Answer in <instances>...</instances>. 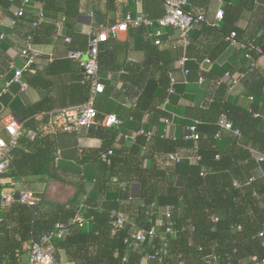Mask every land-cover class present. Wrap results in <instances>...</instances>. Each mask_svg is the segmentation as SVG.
Returning a JSON list of instances; mask_svg holds the SVG:
<instances>
[{
    "label": "trees",
    "instance_id": "16d2710c",
    "mask_svg": "<svg viewBox=\"0 0 264 264\" xmlns=\"http://www.w3.org/2000/svg\"><path fill=\"white\" fill-rule=\"evenodd\" d=\"M14 1L16 0L11 3ZM153 1L158 7L162 5L158 0ZM250 1L251 8L264 5V0ZM241 8L237 3L236 6L223 11L224 17L219 28L197 25L189 33V45L185 51L188 58L185 68L189 72L186 77L187 83L199 78L203 81L202 73L198 68L200 62L197 61L192 66L188 55V50L192 47L190 35L197 28L218 32L224 39L235 32L239 43L251 44L264 51V21L251 23V32L255 33L251 35V41L239 39L235 24L239 20ZM43 12L46 15L48 10L44 8ZM60 14L64 17L63 28L67 27V31H71L70 14L68 11H61ZM163 15L164 12L160 18ZM92 17L96 28H92L94 33L105 28L99 14L92 12ZM149 17L159 18L150 15ZM139 29L144 30L147 35L144 28ZM54 33L56 34L55 24ZM85 37L83 50L88 43V37L86 35ZM72 41L73 37L71 43ZM225 43L230 46L227 40ZM232 48L241 53L242 59L247 64L246 73L251 74V98L254 100L251 114L245 116L237 114L235 120L232 119L231 116L235 113L230 102L225 98L226 89H224L220 91L219 96L213 98L211 103L206 104L192 121L180 123L181 130L177 135L172 136L174 140L165 138V120H170V117L161 106L165 101L171 105H176L178 102L176 91L173 95L168 94L170 87L168 74L174 75L179 68L173 70L170 67L171 63L163 62V52L158 51L154 44L155 53L151 64L158 69L159 78H150L144 88L137 93H130L123 88L122 112L117 116L125 121L124 126L105 128L100 124L103 116L113 114L110 109L102 105L107 101L108 96H112V92H107V87L104 86V92L98 95L94 102L98 113L96 123L89 128L80 129L87 130L89 136L97 137L102 141L100 149H89V165L95 166L92 192L85 201L79 202L80 195L84 193L81 182L80 186L76 187V194L68 201V206L47 203L39 197L40 201L34 207L15 203L9 210L3 211L0 215V264H19L18 258L23 252V244L38 240L52 231L58 223L68 224L70 227V233L64 240L54 242L57 261L63 262L62 257H64V262L67 264H142L144 261L147 264H262L264 261V162H259L257 157L264 154V116L260 114L254 116V114L258 99L264 98V76L260 74L256 65L249 67L243 51L236 47ZM172 50L178 53L176 63L182 50L180 48H172ZM258 58L251 53V63ZM206 59L212 62L210 58L206 57ZM98 62L102 71L104 60L101 49ZM224 76L228 80L234 77L230 72H226ZM80 82L86 93L85 103L88 99L89 87L83 81L82 70ZM98 97L102 103L97 102ZM126 98H136V102L133 105L126 104ZM36 109L37 107L22 105L11 108V113L23 127L35 133L32 140L23 134L17 146L11 151L12 164L7 176L15 179L32 176L34 165L49 164L56 158L53 137L35 129L33 117L37 113ZM222 115L226 116L234 129L240 131L239 136L220 129L218 120ZM49 118L50 116L46 118L45 123ZM195 122H197L195 126L199 140L195 143L187 142L184 140L188 134L187 128ZM152 125H157L162 133H153L149 140L145 137L124 138L139 129L152 132L150 131ZM248 136L251 137V143L246 141ZM116 144L120 146L117 147ZM248 145L251 153L248 148H244ZM109 151L111 155L107 156L108 162H104L102 156ZM180 151L190 152L200 159L196 163L185 160L172 166L166 165V155ZM86 152L88 151L83 150L82 154H88ZM252 152L257 153V156ZM161 156L163 159L160 164L158 158ZM66 159L76 161L79 165L86 161L84 156L81 160H77L61 154V160ZM60 166L57 165L53 174H41L42 177L39 179L70 185L72 182L66 174L85 177V173L79 174L77 169L67 171L61 168L60 173ZM133 182L140 186L137 199L131 198L129 190ZM235 182L238 187H234ZM166 207L170 208V216L167 219L163 217L164 226L156 229L158 237L153 241V250H149L145 245L139 247L126 242L139 230L149 231L155 228L156 221L160 217L159 209ZM113 211L127 217L124 228H113L111 215ZM77 214L88 220L82 228L70 224ZM168 222L173 223L175 235H163L165 240L160 239ZM260 233H263V237H259ZM164 241L167 243V255L147 261L145 256L158 251Z\"/></svg>",
    "mask_w": 264,
    "mask_h": 264
},
{
    "label": "crops",
    "instance_id": "0c3cea01",
    "mask_svg": "<svg viewBox=\"0 0 264 264\" xmlns=\"http://www.w3.org/2000/svg\"><path fill=\"white\" fill-rule=\"evenodd\" d=\"M29 1V6L25 7L24 17L18 21L16 26H12L14 14L20 7V0L13 3L9 0H0V35H3V38L0 37V91L3 89L4 82L13 77L14 70L11 66L13 65L17 69L23 67L20 50L27 35L34 36V45L38 52L31 69L24 71L22 75V81L27 85V88L21 92L18 85H12L0 99L3 109H0V112L4 115L12 114L11 108L15 105L37 107V113L33 117L35 129L37 132L53 137L55 144L53 150H55L56 158L49 164L34 165L32 176L19 179L9 175L8 177L15 182L13 186L15 193L23 187H27L44 202L61 206L68 204V201L77 192L76 187L80 186L82 182L84 193L80 195L79 202H83L94 188L95 166L89 165V149H100L102 141L97 137L89 136V132L84 129L65 134L55 128L49 120L45 123L48 116L63 109L80 106L86 98L85 90L80 82L81 70L76 63L70 62L66 58V54L71 49H84L85 32L89 28L96 29L93 17H90L92 12L99 14L100 19L104 21V27H107L111 23L115 24L121 21L126 13L136 15L143 12L153 18H160L164 12L163 6L158 7L153 0L129 1L126 8L124 7L125 0ZM237 3L242 7L239 20L235 24L238 37L251 41V35L255 34L251 32V23L264 21V5L251 8L250 0H189V7L194 12H203L207 17L212 18L216 10L226 11L232 6H236ZM44 8L48 10L44 21L38 28L33 29L31 23L36 18L38 9L44 10ZM61 11H68L70 14L71 31H67V27H65L62 34L57 35L54 33V24L64 18L60 14ZM156 31L161 34V46H157V50L163 52V62L171 63L170 67L177 70L175 60L178 53L170 47L171 42L178 38L177 32L170 28H158L154 30V32ZM64 36L73 37L72 43L66 44ZM190 39L192 47L188 50V55L192 66L193 63L200 62L198 68L202 73L203 81L193 80L190 83H183L180 70L174 73L177 80L175 91L178 102L176 105L163 103L161 106V109L170 117V124L166 130L171 136L177 135L181 130L180 123L182 121H192L206 104L211 103L213 98L220 95L221 90L226 89L225 98L233 108L235 115L231 117L234 120L237 114L240 116L251 114V105L254 103L251 98V74L246 73L247 64L242 59L241 53L226 45V39L220 33L208 29L197 28L191 33ZM153 45L154 40L148 37L144 30L129 28L127 33L121 34L116 39H110L100 46L104 60L103 70L100 71V81L107 87V92H112V96H108L104 103L98 97V103L100 101L104 108L110 109L113 114L119 116V113L122 112L121 92L123 88L129 90L130 93H137L144 88L150 78H159L158 69L151 64L155 53ZM206 57L212 60L210 65L204 63ZM256 68L264 76V57H259L256 60ZM121 71L126 73L121 74ZM226 72H230L238 78V82L233 84L232 80L226 79L224 76ZM255 109L254 116L258 114L264 116V98L258 99ZM23 128L25 137L32 140L35 133ZM150 129L153 133H162L157 125H152ZM28 133L32 135L28 136ZM0 136L7 138L1 123ZM250 138L248 136L246 140L249 143H251ZM116 146L120 145L116 144ZM244 148H248L251 153L250 145L244 146ZM83 150H87L88 154H82ZM252 153L257 156V153ZM61 154L77 160H81L84 156L86 161H83L82 165L71 159L63 161ZM162 159V156L158 158L160 164ZM59 164L61 165L60 171L58 170L60 173L61 168H65L67 171L77 169L79 174L85 173V177L66 174L72 182L70 185L39 179L43 173L53 174ZM129 190L131 198L137 199L140 193L139 184L131 183ZM103 200L104 198L101 202ZM169 212L170 208L168 207L159 209L161 216H166ZM62 261L66 263L64 257H62ZM142 264H147V262L144 261Z\"/></svg>",
    "mask_w": 264,
    "mask_h": 264
},
{
    "label": "built area",
    "instance_id": "2783aa9c",
    "mask_svg": "<svg viewBox=\"0 0 264 264\" xmlns=\"http://www.w3.org/2000/svg\"><path fill=\"white\" fill-rule=\"evenodd\" d=\"M13 0H10L12 2ZM142 2L144 0H125L124 7H127V2ZM162 2L164 15L158 19H152L147 14L139 12L136 15L126 13L124 18L115 23L111 24L99 32L94 33L91 28H89L85 35L88 37V43L85 50H70L66 54V58L75 62L79 68L82 70L83 81L89 87L88 99L85 103L74 108L63 109L52 114L49 118V122L60 131L63 132H74L81 128H89L96 123L97 111L94 107L95 98L104 92V85L100 81V67L98 62V55L100 51V46L110 39H116L121 34L128 32L129 28H144L147 31V36L154 40L156 46H161L159 32H154L158 28H170L177 32L178 38L171 42L170 47L173 49L180 48L182 54L176 62L177 68H179L183 83H187L186 77L188 76V70L185 68V64L188 61L186 56V48L189 45L188 35L197 25H204L210 28H219L220 23L223 20L224 14L221 9L216 10L212 18L207 17L203 12H194L190 9L189 0H158ZM219 1V0H215ZM259 1V0H256ZM29 0H21V6L17 9L14 14V19L12 21V26H15L18 20L24 17L25 7L29 6ZM92 17V13L90 14ZM45 14L43 10L38 9L37 16L35 20L31 23V27L36 29L44 21ZM64 18H61L55 23L56 34L60 35L63 31ZM3 38V35L1 36ZM226 40L229 42L230 46L236 47L244 52L245 59L249 62V67H254L256 61L251 63V53H254L258 57H264V51L251 44L245 45L241 44L236 40V33L232 32ZM64 42L66 44L71 43V38L64 36ZM35 45L33 43L32 36H27L24 40V45L20 50V57L23 60V67L20 69L11 68L14 70L13 77L10 80H6L3 84V89L0 91V99L2 95L7 92V90L12 85H18L20 91L23 92L27 88V85L22 81L23 72L31 69L34 64L35 56L37 55ZM204 63L210 65L209 59H205ZM121 71V74H124ZM170 78V87L168 89V94H175L174 86L177 84V80L172 73L168 74ZM199 82H202V78H199ZM233 84L238 82V78H232ZM126 104H134L136 98L125 99ZM165 103H168L165 101ZM1 110L2 106H1ZM132 120V119H130ZM0 123L2 124L4 133L7 138L0 136V191H1V212L10 209L12 204L19 203L27 207H34L40 198L36 194L23 187L17 193L13 191V186L15 182L12 178L7 176V171L12 164V154L11 151L17 146L19 138L24 134V128L21 122L12 114H2L0 112ZM196 123L187 128L188 134L184 137V140L189 142H197L199 140V135L196 132ZM105 128L112 127H123L125 121L115 114H108L103 116L100 123ZM166 128L164 131L165 138L174 137L169 135L167 128L170 124V120H165ZM218 126L220 129L226 132H231L235 136L240 135L238 129H234L232 124L227 120L226 116L222 115L218 120ZM31 133H28V136ZM153 136V132H146L144 129H139L130 135L125 136V139H134L136 137H145L149 140ZM111 155L109 151L107 154H103L102 160L108 162L107 156ZM218 158V157H217ZM199 156L190 154V152L180 151L172 154L166 155V165L172 166L178 164L182 161H189L191 163H196L199 161ZM259 162H264V154L257 157ZM204 175L203 173L201 174ZM251 182V179H250ZM234 187H238L235 182ZM112 226L114 229L124 228L127 222V217L119 212H112ZM169 214L166 216H161L156 221L155 228L149 231L139 230L132 234L126 242L129 244H134L135 246H146L149 250H153V241L158 237L157 228L164 226L162 218H169ZM216 220V219H215ZM87 219L82 215L77 214L70 224L82 228L86 223ZM165 229L160 239H164L163 235L174 236L175 230L173 229V223L168 222L165 224ZM70 233V227L68 224L58 223L54 226L53 230L49 233L41 236L38 240H32L28 243L23 244L22 251L29 255V264H67L57 261L55 257V241L64 240ZM259 237H263V233L259 234ZM167 243L164 241L161 248L153 253H148L145 256L147 261H153L158 257H164L167 255ZM218 264V263H215ZM264 264V261L262 262Z\"/></svg>",
    "mask_w": 264,
    "mask_h": 264
},
{
    "label": "rangeland",
    "instance_id": "374dc122",
    "mask_svg": "<svg viewBox=\"0 0 264 264\" xmlns=\"http://www.w3.org/2000/svg\"><path fill=\"white\" fill-rule=\"evenodd\" d=\"M2 214V212H0V215ZM19 264H29V255L26 252H22L19 255Z\"/></svg>",
    "mask_w": 264,
    "mask_h": 264
},
{
    "label": "water",
    "instance_id": "95a60500",
    "mask_svg": "<svg viewBox=\"0 0 264 264\" xmlns=\"http://www.w3.org/2000/svg\"><path fill=\"white\" fill-rule=\"evenodd\" d=\"M0 212H1V191H0Z\"/></svg>",
    "mask_w": 264,
    "mask_h": 264
}]
</instances>
